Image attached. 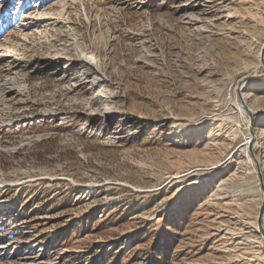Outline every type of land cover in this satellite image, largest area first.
<instances>
[{"label": "rangeland", "instance_id": "1", "mask_svg": "<svg viewBox=\"0 0 264 264\" xmlns=\"http://www.w3.org/2000/svg\"><path fill=\"white\" fill-rule=\"evenodd\" d=\"M263 207L264 0H0V261L264 264Z\"/></svg>", "mask_w": 264, "mask_h": 264}, {"label": "bare ground", "instance_id": "2", "mask_svg": "<svg viewBox=\"0 0 264 264\" xmlns=\"http://www.w3.org/2000/svg\"><path fill=\"white\" fill-rule=\"evenodd\" d=\"M2 24H4V22ZM257 59H258V64L261 65L260 62H263V61L261 60V53H260V51L258 53ZM242 96H243V99H244L245 103H247L246 95L242 94ZM250 111H251V109H250ZM260 131H262V128L261 127H258V132H260ZM258 142H259L258 141V134L252 133V132L249 131V134L246 136L245 142L243 144V146L246 148V151H247L248 156H249V159H250V162H249L250 163V166L249 167L252 170H254L255 165H254V160L252 159V157H250V152H251V150L254 151V149L256 148V145L258 144ZM221 183H223V182H221ZM223 184H221V185H223ZM0 264H4V261L3 262L0 261Z\"/></svg>", "mask_w": 264, "mask_h": 264}, {"label": "water", "instance_id": "3", "mask_svg": "<svg viewBox=\"0 0 264 264\" xmlns=\"http://www.w3.org/2000/svg\"><path fill=\"white\" fill-rule=\"evenodd\" d=\"M263 210H264V207H263V209H262V211H261V212H263Z\"/></svg>", "mask_w": 264, "mask_h": 264}]
</instances>
